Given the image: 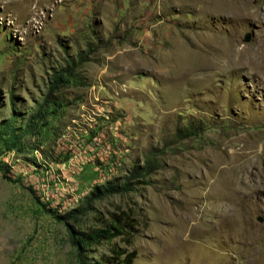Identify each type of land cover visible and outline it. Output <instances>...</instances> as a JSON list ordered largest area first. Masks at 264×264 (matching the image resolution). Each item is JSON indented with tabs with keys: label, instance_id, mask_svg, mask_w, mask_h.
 Masks as SVG:
<instances>
[{
	"label": "rangeland",
	"instance_id": "374dc122",
	"mask_svg": "<svg viewBox=\"0 0 264 264\" xmlns=\"http://www.w3.org/2000/svg\"><path fill=\"white\" fill-rule=\"evenodd\" d=\"M149 160L88 264H264V0H0V264H79L28 188L62 214Z\"/></svg>",
	"mask_w": 264,
	"mask_h": 264
},
{
	"label": "trees",
	"instance_id": "16d2710c",
	"mask_svg": "<svg viewBox=\"0 0 264 264\" xmlns=\"http://www.w3.org/2000/svg\"><path fill=\"white\" fill-rule=\"evenodd\" d=\"M57 80L64 81V76L60 74L57 79L55 78L56 83ZM51 104L55 107L62 105L60 101H53ZM45 106H49L47 102ZM38 113L39 112H36L28 118V122L25 126L15 135V138L12 141L13 144H20V140L25 133L33 134ZM44 125L47 124H42V126ZM9 126L10 124L2 126V130H7ZM152 167L153 160H149L143 165L134 164L129 170H127V174L122 177V179L107 180L103 183L93 185L90 191L83 197L82 204L80 206L62 214H60L55 208H46V206L39 200V197L34 195V190L32 188H28V191L34 196L35 201L43 207L46 213H49L55 220L66 226L71 244L76 248V255L79 264H88L85 261V252L93 246H97L103 242L110 243L113 239L119 236L124 239L126 245L131 243L130 239L133 231L131 223L132 218L128 212L121 210L109 213L108 217L105 219L99 217L96 218L100 221V224H103V227L96 224L86 226L83 230H81L78 226L92 211V205L96 200L115 193L129 192L138 184H146V175L151 171ZM1 170L4 177H6L5 171H3V169ZM99 215H101V213ZM112 253L114 254L116 263L133 264V260L135 258L134 251L128 252L123 249L112 248ZM119 259L120 262H117ZM96 263L102 264V261L98 260Z\"/></svg>",
	"mask_w": 264,
	"mask_h": 264
},
{
	"label": "water",
	"instance_id": "95a60500",
	"mask_svg": "<svg viewBox=\"0 0 264 264\" xmlns=\"http://www.w3.org/2000/svg\"><path fill=\"white\" fill-rule=\"evenodd\" d=\"M248 40H249V34H246V36H245V38H244V41H248ZM257 220H258L259 222H262V221H263V219H262L261 217H258Z\"/></svg>",
	"mask_w": 264,
	"mask_h": 264
}]
</instances>
